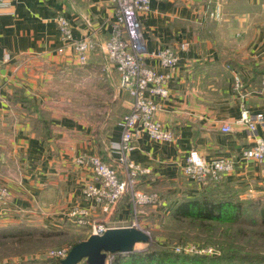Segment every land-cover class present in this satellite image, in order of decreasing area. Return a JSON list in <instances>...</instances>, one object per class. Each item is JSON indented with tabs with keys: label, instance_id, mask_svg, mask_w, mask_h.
<instances>
[{
	"label": "crops",
	"instance_id": "crops-1",
	"mask_svg": "<svg viewBox=\"0 0 264 264\" xmlns=\"http://www.w3.org/2000/svg\"><path fill=\"white\" fill-rule=\"evenodd\" d=\"M115 6L114 0H15L0 5V185L12 193L0 202V220L19 223L25 218L51 228V223L70 219L75 206L89 211V223L109 227L168 214L178 198L202 187L181 169L191 150L207 161L235 159L236 169L226 180L242 189L244 199L264 197V164L243 158L254 137L237 123L244 111L264 115V0L150 1L141 15L145 60L171 77L169 96L152 100L159 106L157 118L174 138L156 141L143 132L131 143L129 156L151 168L139 174L137 188L158 193L161 203L142 207L135 216L128 196L109 212L86 197L85 188L97 182L77 158L97 155L116 165L119 122L132 97L101 50L91 52L86 65L77 64L57 18L63 14L70 20L74 38L92 34L103 40L112 32ZM214 11H220L219 19L212 16ZM182 43L187 48L179 51L173 67L151 55ZM237 74L245 82L242 91L234 88ZM227 124L232 131L224 133ZM257 135L264 138V120Z\"/></svg>",
	"mask_w": 264,
	"mask_h": 264
},
{
	"label": "built area",
	"instance_id": "built-area-1",
	"mask_svg": "<svg viewBox=\"0 0 264 264\" xmlns=\"http://www.w3.org/2000/svg\"><path fill=\"white\" fill-rule=\"evenodd\" d=\"M12 1L15 0H0V5ZM150 1L114 0L116 19L111 34L103 40L96 39L92 34L74 38L70 20L63 14L57 18L63 40L72 48V55L77 64L86 65L90 53L101 50L107 65L118 71L121 86L127 89L132 97L130 110L119 122L122 136L116 145L120 152L116 165L107 163L97 155L82 154L77 158L80 164L90 168L97 182L96 185L87 186L84 193L87 198L94 199L104 212L113 209L125 196L130 197L135 216L145 205L161 203V196L158 193H148L137 188L139 174L150 173L151 168L140 166L129 156L131 143L143 132L156 141H171L174 138L171 129L157 118L159 106L152 100V96L162 98L169 96L171 77L169 74L157 73L145 60L147 51L144 47L141 15L148 12ZM212 16L219 18V11L212 13ZM186 48L187 43H182L178 48L165 47L152 52L151 55L156 57L164 67H173L178 63L179 51ZM59 51L64 52V47H61ZM234 88L237 91L245 88V82L240 74L235 76ZM260 91H264V75ZM263 120L262 113L251 116L248 111H244L242 117L237 120V123L245 124L250 136L254 137V144L242 153L243 158L260 164H264V138L258 137L257 127ZM222 131L229 133L232 131V126L224 125ZM181 169L184 175L200 186H205L209 182H218L233 173L236 169V161L229 157L207 161L197 150H191ZM11 197L10 189L0 185V202H5ZM69 216L78 219L80 223L87 221L90 235H101L110 228L104 223L94 221L89 223V211L81 207H73ZM132 226L139 227L137 221ZM191 248L194 250V247ZM182 249L184 248L178 247L177 251ZM68 252V248L53 249L48 256L60 262ZM114 257L115 254H108L106 263L112 264ZM78 264L88 263L83 260Z\"/></svg>",
	"mask_w": 264,
	"mask_h": 264
},
{
	"label": "rangeland",
	"instance_id": "rangeland-1",
	"mask_svg": "<svg viewBox=\"0 0 264 264\" xmlns=\"http://www.w3.org/2000/svg\"><path fill=\"white\" fill-rule=\"evenodd\" d=\"M226 200H234L237 205L231 210L239 217L234 223L198 224L190 220L179 222L167 216L166 212L160 216L145 217L144 221L139 218L138 228L145 230L150 240L147 245H137L135 251L147 249L154 241L176 252L178 247L184 248L178 253L218 257L223 254L222 246L227 245L229 253L237 255L238 261L255 264L254 261L264 259V224L260 222V214H264V197L244 199L240 193L238 197ZM68 217L70 219L65 220L66 222L59 220L51 223V228L40 222L29 223L25 218H20L19 223H15L17 220L14 219L0 220V229L8 232L13 229L18 233L14 238H0V264H30V261L55 264L56 260L48 256L51 250H70L74 242L90 235L89 230L86 234L83 232L88 229L87 221L80 223L78 219ZM11 220L15 222L10 223ZM42 230L47 233L56 232L57 235L44 236L39 232ZM23 231L26 236H22Z\"/></svg>",
	"mask_w": 264,
	"mask_h": 264
},
{
	"label": "trees",
	"instance_id": "trees-1",
	"mask_svg": "<svg viewBox=\"0 0 264 264\" xmlns=\"http://www.w3.org/2000/svg\"><path fill=\"white\" fill-rule=\"evenodd\" d=\"M260 73L263 76L264 69H260ZM241 190V188L227 181L226 177L218 182H209L198 191H195L193 195H182L178 198L176 204L167 216L179 222L190 220V222L198 224H207L209 222L234 223L238 221L239 217L234 213L235 211L233 212L231 210H234L237 205L234 204V200H226V198L238 197ZM260 222L264 224V214H260ZM39 232L44 236L57 235L53 231V233H47L44 230ZM17 234L13 229H10L9 232L0 229V238L2 239L14 238L13 236H17ZM21 234H24L22 236H26L24 231ZM83 240L85 239L74 242L72 246ZM222 249L223 254L218 257L188 255L178 253L152 241L150 246L142 251L134 250L125 254L121 252L115 253L112 264H246L243 261H238L236 258L237 255L229 253L230 248L227 245H223ZM262 260L264 259H259L254 262H256L255 264H264ZM40 263V261H30V264ZM58 263L59 261L56 260L55 264ZM44 264L50 263L45 262Z\"/></svg>",
	"mask_w": 264,
	"mask_h": 264
},
{
	"label": "water",
	"instance_id": "water-1",
	"mask_svg": "<svg viewBox=\"0 0 264 264\" xmlns=\"http://www.w3.org/2000/svg\"><path fill=\"white\" fill-rule=\"evenodd\" d=\"M149 234L135 226L110 227L103 234H92L72 246L58 264H107L108 254L129 253L139 242H149Z\"/></svg>",
	"mask_w": 264,
	"mask_h": 264
},
{
	"label": "bare ground",
	"instance_id": "bare-ground-1",
	"mask_svg": "<svg viewBox=\"0 0 264 264\" xmlns=\"http://www.w3.org/2000/svg\"><path fill=\"white\" fill-rule=\"evenodd\" d=\"M138 244H139V243H138ZM138 244H137V245H138ZM137 245H136V247H137Z\"/></svg>",
	"mask_w": 264,
	"mask_h": 264
}]
</instances>
